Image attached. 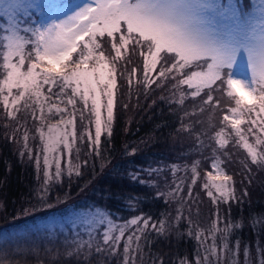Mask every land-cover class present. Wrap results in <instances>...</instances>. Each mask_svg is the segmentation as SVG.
I'll list each match as a JSON object with an SVG mask.
<instances>
[{"label": "snow or ice", "instance_id": "6c2138e0", "mask_svg": "<svg viewBox=\"0 0 264 264\" xmlns=\"http://www.w3.org/2000/svg\"><path fill=\"white\" fill-rule=\"evenodd\" d=\"M30 7L22 4L21 0H0V20H6L3 35H0V104L9 120H16L17 113L23 109L30 111L33 120L40 121V127L36 129L40 152L33 156L28 145L29 130L25 128L19 155L23 158L27 154L29 160H34L39 173L40 156L43 154L45 187L39 197L41 202L51 191L47 187L49 181H60L62 169L58 149L61 146L70 155L72 144L78 138L82 142L87 139L94 146L90 151L100 154L102 131L107 129L111 136L110 126L114 120L116 65L124 62L120 72L124 76L134 55L143 59L142 79L137 77L138 69L133 66L128 73L129 85L132 78L146 89L157 81H160L157 87L170 83L173 96L170 103L183 107L186 100L193 101L192 110L184 111L178 131L191 134L193 124L183 123L184 117L195 116L197 111L214 114L221 107L222 98H230L219 120L221 126L213 123V115L210 114L208 129L213 131L209 133L206 129L195 135L198 145L204 143L202 135L214 141L212 171L206 173L207 182L203 187L214 188L220 197L219 202L228 203L236 199L235 188L230 183L233 178L225 173L217 156V153L228 155L223 150L229 143L244 148L252 164L264 165V152H258L248 139L251 135L257 145H264V139H261L264 135V0H261L255 15L236 4L225 8L218 0H92L91 3L77 4L64 19H53L36 27L18 18L28 15ZM150 73H155V77ZM77 97L83 105L79 110L81 124L86 119L85 110L94 118V137L86 126L84 132L77 136ZM102 97H107L106 104L102 103ZM67 106H71L72 111ZM53 116L60 117L55 125L48 122ZM59 125L65 128L59 136L53 137V129ZM22 126L18 122L8 139L15 141V133ZM69 126L71 131H68ZM32 138L36 139V136ZM50 153L55 162L54 174L51 172ZM84 164H87L86 160ZM198 164L199 161L192 164L193 184L199 175ZM73 170L71 166L68 168L69 177ZM175 171L174 166L173 174ZM75 174L81 175L79 165L75 166ZM133 179L137 177L133 175ZM182 191L180 185H176L168 195L176 198ZM208 195L213 197V192L209 190ZM247 195L245 189L243 196ZM187 197H192L191 186ZM215 202L218 201L214 197ZM181 217L178 212L176 220ZM185 219H188L187 235L198 244L194 258L190 261L185 257L180 264H241L240 240L233 242L230 237L234 230L244 226L243 221L226 222L217 212L209 226L201 228L190 217ZM150 220L151 217L136 216L123 225H117L107 213L98 210L93 219L86 222L90 226L89 241L76 242L75 249L68 251L67 256L79 255L86 246V258L93 248L97 254L115 257L123 239L122 264H138V257L139 264H143L141 240L143 237V243L149 242L146 230L151 228L157 236H162L171 229L165 220L158 224H150ZM257 224L262 222H252L253 227ZM102 225L105 226L102 243L97 242L94 246L92 234ZM129 226L137 227L125 238ZM256 256V264H264V246H257ZM243 257V264H252L250 245H245Z\"/></svg>", "mask_w": 264, "mask_h": 264}, {"label": "rangeland", "instance_id": "374dc122", "mask_svg": "<svg viewBox=\"0 0 264 264\" xmlns=\"http://www.w3.org/2000/svg\"><path fill=\"white\" fill-rule=\"evenodd\" d=\"M67 1H73L76 2L74 4H63V5H58L54 14L50 18H39V21L36 22V24H39L38 26H41L46 23H50L53 19L59 20V19H64L66 18L67 15L71 14L73 11L74 7L77 4H83V3H91L92 0H67ZM250 1V3H249ZM42 2L48 3L47 5H54L53 2L56 4L64 3L66 1L58 2L57 0H21V3L24 4L25 6L31 5L30 8H28V14L32 13L34 10L36 13L39 11V17H44L51 13L52 8H47L45 7L43 10L38 9L39 5ZM219 3H221L225 8L229 4H236L241 8H244L245 11L252 13V14H258V8L261 3V0H218ZM243 2H245V5ZM94 6V5H93ZM38 9V10H37ZM28 15L20 16L18 17L19 19L26 20ZM6 26V20H0V28L3 29ZM138 55L132 56V64L127 65L128 71L124 73V76L120 75V72L123 71V66L124 62L121 61L116 65L117 71V82H118V93L115 96V107H114V115L115 116H125L127 121L130 119L127 116H135V109H131L128 106V103L130 104L131 101H127V99L122 98L120 99L119 97L121 96L123 92H125V89L128 87L130 89V92L134 90L133 88V83L129 85L128 83V73L131 71V68L133 66H136L137 63L135 61L137 60ZM139 66H137V77L142 79V68H143V62H140ZM141 65V66H140ZM151 76L155 77V73H150ZM126 76V77H125ZM136 80V78H133ZM160 81H157V84H159ZM140 86V89H138V94L141 96L143 93L141 92V88H145L142 84H138ZM171 84L168 83L163 87H157V85H151L150 88H147L149 92L152 94V98H147L148 102L146 105L148 108H157L159 110V113L162 114H173L177 113V116H180L181 118L184 116V111H191L193 107V101L191 99H188L185 101V104L183 107L172 103L170 104V101L173 99L172 92L170 91ZM185 90L186 86H185ZM140 97V96H139ZM163 97V99L161 98ZM225 101L230 100L228 97H223L222 98ZM107 97H102V103L106 104ZM54 103L59 104V101L53 100ZM153 103L150 104V103ZM230 102V101H229ZM229 102H226V104L221 105L223 107H228ZM127 105V107H125ZM171 106L172 108H169ZM135 107V105H134ZM71 109V106H70ZM217 113L218 111H215L214 114L205 112V113H199L197 111V115L195 116H189L186 118L184 121L186 124L187 123H192L193 124V136L192 137V148L191 150H187V153L190 154V158L188 161H186L187 164L190 163L191 159L195 156H201L202 152H206V155L204 157V161L201 163L202 170L206 173L212 171L211 169L208 171L206 163L208 161V158L206 157H211L213 153H211L210 147L205 148V140L208 138L207 136H201V139L204 141L203 145H198V142L195 139V135L197 133H201L204 130H208L209 133H211L213 130L208 129V116L211 114L213 115V123L217 126L220 127L216 120H217ZM37 116L40 115V113L37 111L36 113ZM45 115H47V111L45 109ZM78 117V116H77ZM60 119V117H52L48 122L55 125L56 122ZM196 121H201V123H196ZM23 125L20 127V131L15 133V141L11 143L8 140H4L3 136L4 134L8 137L10 134H12L13 129L17 127V124ZM177 124L179 127H181V123L176 120ZM8 124L9 127L5 128L4 125ZM80 126L82 124L76 122V130H77V136L81 134L80 131ZM129 124L125 125L122 131H126L128 129ZM40 127V121L39 120H33L30 111L26 110H21L19 113H17V119L16 120H9L6 118L3 105L0 104V142L2 141L4 144L7 145H12L13 151L15 149L20 152L21 147L23 144L22 135L25 131V128L29 130V140H28V145L32 149L33 156L35 157L37 152H40L41 150V144L39 137L37 135L36 129ZM242 127H246L242 125ZM65 126L64 125H59L58 128L53 129V133L51 134L53 137L59 136L60 133L64 130ZM46 137L49 135L47 132V125L44 127ZM68 131H71V128L69 126ZM180 131H176L178 133ZM36 136V139H33L32 137ZM184 136V135H183ZM182 136V137H183ZM106 137V138H105ZM101 140V148H100L99 155H96L95 152L90 151L88 147L90 146L91 148L94 147L93 145H90L85 139L83 142L78 138L75 143L77 146L75 148H72L71 154L69 155L67 149H63L62 146L58 149V152L60 153V164H61V169L62 172H64V175L67 176L68 179L63 178V176L60 178V181L57 182L55 180L49 181V184L47 187L50 189H54L53 194H54V199L50 202L49 208L47 207H41L39 209H33L32 206H26L24 205V202L21 203L20 209H19V214L7 218L6 213H3L2 210L0 209V264H80L79 261L75 258H70L67 256V252L69 251L67 249V246L73 247L72 250L75 249L76 247V242H86L89 241V231H90V226L87 221L93 219L95 213L99 211H103L107 213L117 225H123L125 224L128 220L132 219L133 217L136 216H141V210L138 207H133L131 210L128 212L130 217L128 218H121L119 216V213L116 212V209L114 207L110 206H104L108 205L106 202H104V198L98 197L95 192L88 191L86 192L87 194H83L84 191H82L81 186L83 185V181L87 178H85L87 173H91L93 176V179H102L106 177V174L111 177H113L115 180H121L123 176L127 177L129 174L128 166L129 160L126 157V154H124L126 149L123 147H120L118 149L113 150V152L116 154L113 156L110 155L111 150L114 148V143L113 141L110 140L112 138L111 136L107 135ZM179 137V136H178ZM249 137V135H248ZM176 138V137H175ZM107 139V140H106ZM254 140V137H253ZM16 141H19L17 143ZM209 141V138H208ZM72 144V145H73ZM133 149V148H132ZM174 152V151H172ZM106 153V154H105ZM176 154V152H175ZM52 155L49 154V159L50 162H52V168L51 172L54 174L55 172V162L52 161ZM218 156H221L220 153H217ZM232 154L229 152L228 156L230 157ZM234 155L246 158L245 156V149L238 146V150L235 151ZM122 156V157H119ZM193 156V157H192ZM20 157V155L18 156ZM229 157H224L223 160L225 163L228 162ZM21 158V157H20ZM184 159V158H183ZM21 160L24 161V163H30V160L28 159L27 154ZM87 161V164H84V161ZM178 159L175 160V162L178 165ZM229 164V162H228ZM36 165V164H35ZM79 165V171L81 172L80 176H76L75 174V166ZM158 165L160 166H166V169L163 170L162 168V175L164 177L169 176L170 171H172L171 166H169V161L167 163H159ZM247 168L245 167L244 173L245 175L251 176V183L248 184H242L239 186V190L237 191L238 194H236V204L238 207H241L244 205V203H248L249 205L255 202H262L264 201V194H261V188H264V173L261 172L258 168L254 169L255 167L252 165L251 162L246 163ZM73 167V172L71 177L68 176V168ZM149 168L152 167V165L148 166ZM248 169H251L249 171ZM160 175H161V169L159 170ZM173 172V171H172ZM155 174L154 170H149L146 172L147 177H150L153 179ZM215 174V173H213ZM160 175L158 179L160 180H155L154 184L155 186H151L150 190L152 193H156L154 190L156 189L157 193H164L165 198L167 199L166 192H172L169 190L172 185L169 183L172 180L166 179V178H160ZM99 177V178H97ZM193 179V173L191 175ZM77 178V179H76ZM44 176H43V154L41 153L40 156V171H39V181H43ZM190 180V179H189ZM168 181V182H165ZM196 181L201 182V185L193 184L192 181H183L188 184V187L191 186V191L199 196L200 198L202 197L204 191V194L208 195V191L211 190L213 192V197H210L211 199L205 198L206 203H201L197 204V208H191V215H192V221L194 224H198L201 228H207L209 226V222L204 220L202 216L200 215H213L214 211L217 210V206L213 204L214 197L216 201L220 198L216 194V190L214 188L210 189H205L203 187L204 183L207 182V176L205 178L203 177V174H199L196 177ZM157 184H161L163 188L160 186L159 188H156ZM44 184H37L36 186L40 190V193L43 192L42 187ZM45 186V185H44ZM173 189L176 188L175 184H173ZM247 189L248 195L243 196L244 190ZM122 190H116L113 191V193L116 192H121ZM73 192V193H72ZM183 194L185 195L184 189H183ZM180 192V194L182 193ZM59 197V199H57ZM172 199L173 197L170 196ZM68 198L69 200L65 201V199ZM84 198V200H83ZM258 198H261L260 200ZM65 201L63 204L60 202ZM68 201H72L75 203V206L69 207V210L67 213L63 216H60V210L63 205L69 204ZM82 202L89 204V205H84ZM174 208L177 210L181 209H186V206H184L185 202L182 201L181 199L175 200L173 202ZM55 205V206H54ZM47 208V210H45ZM242 208V207H241ZM251 208H248L247 212ZM27 210V212H25ZM45 210V211H43ZM193 210H198V213H193ZM43 211V212H42ZM242 212V211H241ZM240 212V213H241ZM35 213H38V215H35ZM49 213V214H48ZM54 213V214H52ZM239 213V214H240ZM255 214V213H254ZM258 216L262 215L264 216V212H257ZM60 216V217H59ZM36 217L34 220H31L32 218ZM226 222L231 221L233 223L239 222L238 220L226 218L224 219ZM256 220H259L262 222L261 218H257ZM152 221H150L151 223ZM154 223V222H152ZM249 225V220L246 219L245 227ZM137 226H129L128 230L125 232V238L127 235L130 234V232ZM105 226H99L95 232H93V239L92 243L95 246L97 242L102 243V232L104 231ZM261 229L263 230L264 227L261 224H257L255 227L252 228L253 234V241L258 243L259 240V235ZM151 230V233L153 234L155 231L152 230L151 228L148 229ZM146 230V231H148ZM81 232V233H80ZM167 237H169V241H174L179 240L178 235H175L174 229H170L166 233ZM164 236V235H163ZM43 240V242H41ZM148 243L144 245H148L149 247H152V245L157 243V240L152 241L148 237ZM68 243V244H67ZM123 243L124 240L122 239L120 242V250L118 254L122 253L123 251ZM143 243V237L141 240V244ZM143 245V244H142ZM59 246L64 247V251H62ZM257 246V245H256ZM65 252V254L63 253ZM87 247L85 246L84 249L81 250V257L84 258L85 262L88 261V263L92 264H105L106 259H101L104 255H93L94 249L92 250V253L90 256H87ZM95 256V258H94ZM81 259V258H80ZM101 259L100 261H98ZM243 253L240 251L239 254V260L243 261ZM257 256L253 255V264H256ZM96 261H98L96 263Z\"/></svg>", "mask_w": 264, "mask_h": 264}, {"label": "trees", "instance_id": "16d2710c", "mask_svg": "<svg viewBox=\"0 0 264 264\" xmlns=\"http://www.w3.org/2000/svg\"><path fill=\"white\" fill-rule=\"evenodd\" d=\"M41 8L42 7L40 4L38 9ZM36 19L37 13L34 10L33 13L28 14V17L25 21H27V24H30L32 27H36L38 25L36 24ZM0 35H3V29L1 28ZM140 62H143V59L138 55L137 60L135 61V63H137L136 67L141 64ZM132 83L134 90L130 92V89L127 87L125 89V92L120 94L121 96L119 98H125L127 99V101H131L130 104L128 103V106L132 110L135 109V116H127L130 119L129 121H127L125 120V116L114 115L113 123L110 126L112 137L110 138V140L114 143V148L111 150L110 155H115L117 151L114 153L113 150L120 147L126 149V152L124 154H126V157L130 162L128 163V166H126V168H128L129 170V174L127 177L123 176L121 180H115L113 177H111V175L109 176L108 174H106V177L102 179L95 180L93 179L94 175H91V173H87L85 176V178L87 179L83 181L81 189L82 191H84L83 194L85 195L87 194L86 192L91 191L95 192L98 197L100 196L104 198V202L108 204L104 206L114 207L116 209V212H118L119 216L123 219L130 217L128 212L131 210V208L138 207L142 211L141 216L151 217L150 221L158 224L159 221L165 220L169 225H171V229H174L175 235H178L179 240L174 239V241H169V237H167L166 234L164 236H157L156 232L152 234L151 230L146 231L147 237L152 239V241L157 240V243L152 245V247H149L148 245H144V243H142V247L144 249L143 264H153V261H155L156 264H160V260H163V264H180V261L185 257H187V259L191 261L195 256V249L198 242L194 238L187 235L188 219H185V217H190V219H192L193 217L190 214L191 212L189 211V208H197V204L206 203L205 198H211L210 196L205 195L204 191H202L203 195L201 198L193 192L192 197L188 198L187 192L189 187L188 184L183 181L189 182L190 180H193L191 177L192 164L195 161H199V164L197 166L198 173H202L203 177L205 178L206 175L202 170L201 163L204 161L206 152H202L201 156H192L193 158L191 159L190 163L187 164L186 161H188V159L191 157L190 154L187 153V150H191L192 148L191 140L192 137H194L193 133L190 134L183 131L176 133V131L181 128L176 122V120H178L180 123H182L179 118L180 116H177L176 112L173 114L159 113V110L154 107L149 109L144 102H148L147 98H152V95L155 94H152L146 88H141V92L143 93V95L141 96L140 94H138V89H140V86L136 83V80L133 79ZM152 85H157V82L156 84ZM118 90L119 88L116 87V89L114 90L115 96L119 94ZM53 91L55 92L56 89L53 88ZM215 95L219 96V94ZM76 99V122L81 124L79 110L83 108V105L79 101L78 97ZM229 101L230 100L225 101L222 99L221 105H224ZM150 104L153 105L152 102ZM170 104L172 105V103ZM60 106L63 107L64 105ZM67 107L69 111H72V108L70 109V106ZM90 108L91 100H89V109ZM169 108L172 107L169 106ZM226 109V107L221 106L216 110L218 111L216 122L219 126H221L219 124V120L222 118V114L224 111H226ZM102 111L104 113V118L106 119V108L102 109ZM84 116L86 119L84 120L83 125L80 126V131L81 133L84 132L86 126L88 131H90L94 137V118L90 117L88 110L84 111ZM186 118L187 117H184L183 123H185L184 121L186 120ZM127 124H129L128 129L125 132L122 131L124 126ZM228 131H230V129ZM107 135V129L103 130L101 140ZM257 135L260 134L257 133ZM3 138L4 140H8L13 143V141L9 140L5 134ZM248 139L258 152H264V145H257L255 143V138L253 140V137L251 135H249ZM261 139H264V135L261 136ZM76 146L77 144H73L72 148H75ZM207 147H210L211 153H213V148L215 147L214 141L211 139H209L208 141L207 138L205 140V148ZM90 148L91 147L89 146L88 149ZM100 148L101 145L99 149ZM101 149L103 150V148ZM236 150H238V146H234L233 143H229L227 148L223 151L227 153L230 152L232 155L230 157L228 155H222L221 153V156L217 155L221 161L220 166L224 169L226 174L231 175L233 178L232 182L230 183H233V186L235 188V195L238 194L237 191L239 190L240 185L248 184L249 180H251V176L245 175L243 171L245 170L246 163L248 161L251 162V158L247 155L246 150V158L234 155ZM18 156L19 152L16 149L15 151H13L12 145L4 144L2 141L0 142V209L3 213H6V217L8 219L19 214V209L22 202H24V205L26 206L33 205V209H39L41 207L49 208L50 202L54 199V189H51L50 193L47 195L46 200L44 202L40 201L39 197L43 195V192L40 193V190L36 185L44 184V180L39 181V173L37 171L35 161L30 160L29 162H31V164L24 163V161L21 160V158ZM224 157H229V164L228 162H224ZM206 158H208L206 166L209 171L211 169L210 167L212 164L213 155ZM177 159L179 160L178 165L175 162V160ZM167 161H169V166H171L172 171L174 166L176 167V171L174 174L172 171H170L169 176L164 177L162 175V168L163 170H165L166 166L163 167L158 164H166ZM149 165H152V167L149 168ZM252 165L255 167L254 169L258 168L261 172L264 173V165ZM160 169L161 175L159 172ZM149 170L155 171L153 177V179L155 180H160L158 179L160 175V178L162 179L166 178L172 180L169 182L172 187L173 184H175V186L180 185V187L184 189L185 195L182 192L179 197L178 194L176 198L172 199L168 195L169 192H166V199L164 195H157L156 189L154 190L156 193H152L150 187L155 186V184L153 179L147 177L146 175V172H148ZM133 175H135L137 179L134 180ZM62 176L63 178L68 179L67 176L64 175V172H62L61 177ZM140 181H143L144 183H140ZM195 184L201 185L202 183L196 181ZM160 186L161 184H157L156 188H159ZM42 187L45 186L43 185ZM161 187L163 188V186ZM172 187H170L169 190L173 191L174 189ZM116 190L122 191L113 193V191ZM261 194H264V188H261ZM181 197H183L184 199H181ZM130 198L132 200L131 206H129ZM179 199L185 202L184 206H186V209L177 210L174 208L173 202ZM258 199L260 200L261 198ZM67 200L69 199L66 198L65 201ZM65 201H62L60 203L63 204ZM219 201L220 198L218 199V202L215 203L213 200V204L217 206V210L214 211L213 215L210 216L202 214L200 216H202L204 220L210 223L211 220L216 218V214L218 212L223 220L226 218H230L238 220L239 222L243 221L244 226L240 230H234L230 239L233 242L236 239L240 240V251L242 253L245 245H250L251 259L253 262V255L256 256L257 246H264V229H261L258 243H256L255 241H253L254 233L252 232V222L257 218H261V225L264 227V216H258L257 214V212H264V201L259 203L255 202L250 205L248 203H244V205L241 206L242 208L237 206V199L231 200L228 203ZM68 203L69 204L63 205V207L59 209V212L61 214L60 216L65 215L69 210V207L75 206V203H73L72 201H68ZM82 203L84 205H89L84 202ZM47 208L45 210H47ZM248 208L251 209L247 212ZM178 212L182 214V217L179 221L176 220ZM193 213H197L196 210H193ZM35 215H38V213H35ZM35 218L36 217L32 218L31 220H34ZM246 219L249 220V225L247 227H245ZM193 231H195V229H193ZM41 242H43V240ZM209 243H211V241H209ZM59 248L62 251L65 250L63 246H59ZM67 249L69 251H72L73 247L67 246ZM63 253L65 254V252ZM93 255L100 254L93 252ZM72 257L80 260V264H92L90 262L88 263V261L85 262L84 258H82L80 254L73 255ZM101 259H106L105 264H122L123 258L120 254H117V256L115 257L103 256ZM101 259H99L98 261H100ZM98 261H96V263ZM240 262L241 264H243V261ZM7 264L10 263L7 262Z\"/></svg>", "mask_w": 264, "mask_h": 264}]
</instances>
